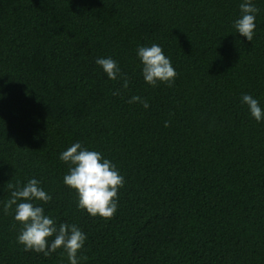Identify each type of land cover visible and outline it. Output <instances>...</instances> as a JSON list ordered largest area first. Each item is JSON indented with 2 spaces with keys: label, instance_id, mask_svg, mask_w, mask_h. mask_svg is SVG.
<instances>
[{
  "label": "trees",
  "instance_id": "1",
  "mask_svg": "<svg viewBox=\"0 0 264 264\" xmlns=\"http://www.w3.org/2000/svg\"><path fill=\"white\" fill-rule=\"evenodd\" d=\"M242 2L0 0V264H68L26 251L4 214L8 184L32 178L52 197L32 203L86 234L81 264H264V119L241 102L264 109V0L252 41L233 27ZM153 43L171 87L143 78L137 48ZM109 57L127 88L95 63ZM76 142L124 177L110 219L63 183Z\"/></svg>",
  "mask_w": 264,
  "mask_h": 264
},
{
  "label": "clouds",
  "instance_id": "2",
  "mask_svg": "<svg viewBox=\"0 0 264 264\" xmlns=\"http://www.w3.org/2000/svg\"><path fill=\"white\" fill-rule=\"evenodd\" d=\"M240 16L233 22L236 33L253 40L256 28L255 19L259 9L253 0H243L239 5ZM137 55L143 65L142 75L146 83L156 87L158 82L169 87L177 76L170 59L164 54L158 44L139 46ZM95 63L100 65L111 80H123V87L129 86V77L123 73L112 58H97ZM113 92V95H118ZM242 103H245L252 117L258 122L264 119V109L259 101L249 94H243ZM129 104L140 103L145 109L149 107L146 99L133 95ZM168 126V122H165ZM62 161L69 164L68 172L63 177V183L76 190L78 197L77 207L84 209L88 214L110 219L118 208V190L123 187L124 177L119 173L111 160L104 158L102 153L82 147L80 142L73 143L60 153ZM10 198L3 202L4 214L11 210L14 219L23 225L19 230L17 241L24 249L51 255L58 249H63L67 255L68 264H81L86 261V255L78 253L84 247L86 234L75 224L61 223L57 228L53 218L45 215L44 208L37 206L32 201L38 200L48 203L52 200L41 186L40 181L32 178L26 184L14 185L9 183ZM15 206V208H13ZM49 237H54L51 242Z\"/></svg>",
  "mask_w": 264,
  "mask_h": 264
}]
</instances>
